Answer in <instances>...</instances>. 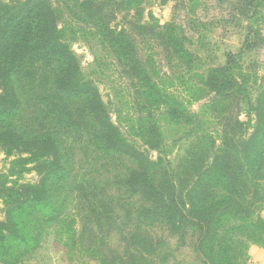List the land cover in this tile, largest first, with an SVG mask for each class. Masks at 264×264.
<instances>
[{"label": "trees", "instance_id": "trees-1", "mask_svg": "<svg viewBox=\"0 0 264 264\" xmlns=\"http://www.w3.org/2000/svg\"><path fill=\"white\" fill-rule=\"evenodd\" d=\"M79 4L118 51L145 114L141 139L160 154L153 159L122 136L98 89L83 77L53 0H0V152L20 155L10 176L32 169L42 175L36 184H0L6 208L0 264H25L24 257L38 249L34 239L17 235L32 207L50 213L43 218L55 225L67 224L65 230L58 226L52 243L56 254L65 251L71 261L157 264L150 261L171 247L156 232L165 228L179 247L194 239L199 263L216 264L217 258L218 264H237L248 242L264 239V215L258 212L264 210V80L244 64L215 66L200 75L201 86L220 97L221 138L217 144L207 129L199 131L172 166L161 152L157 115L167 97L144 69L130 32L113 25L122 2ZM136 28L156 36L167 55L195 62L173 22ZM244 103L249 121L240 118ZM169 113L175 124L190 123L183 110ZM60 183L66 184L61 201L69 198L65 206L72 211L65 220H58L57 190H51ZM163 255L164 262L172 257L169 249Z\"/></svg>", "mask_w": 264, "mask_h": 264}, {"label": "rangeland", "instance_id": "rangeland-1", "mask_svg": "<svg viewBox=\"0 0 264 264\" xmlns=\"http://www.w3.org/2000/svg\"><path fill=\"white\" fill-rule=\"evenodd\" d=\"M79 1L53 0L55 7L60 11L61 27L67 41L80 62L83 77L98 89L122 136L130 144L156 159L160 152L147 148L141 139L139 126L145 114L135 93L133 80L116 56L119 54L118 51L109 46ZM120 1L121 10L117 9L113 25L118 30L126 29L130 32L134 48L143 60L144 69L161 86L167 97L163 107L157 112L163 133L161 152L167 156L169 163L176 167L196 141V133L199 131L207 129L217 144L221 138L222 128L217 103L220 97L216 98L212 89L201 86L200 75H206L208 70L215 66L230 64L235 68L244 64L251 70H257L259 82L264 80V0ZM170 22L174 23L184 47L193 55L194 63H184L167 55L163 43L156 36L148 35L146 31L136 28L141 25L146 28H157ZM240 53L241 56H238ZM252 92L254 95L255 92ZM172 110L185 111L191 117L190 123L175 124L169 113ZM251 115L250 107L244 103L241 120L249 121ZM201 126L203 128H200ZM19 156L16 153L8 157L0 152V184L12 186V183L17 181L32 184L40 182L42 175L33 169L21 177L10 176L11 169L16 172L18 170L14 162ZM29 167H33V164H29ZM65 186V183H60L59 186L51 187V190H57L54 208H57L55 211L58 212V220H65L72 212L65 206L69 198L61 201ZM258 212L264 215V210L259 209ZM5 213L6 208L3 199L0 198L1 219ZM43 214L50 215L46 211L29 208L23 221L27 225L17 234L19 237L34 239L33 245H38L36 251L24 257L25 264H101L89 257L73 256V261L65 259V251L56 254L52 239L57 236L58 226L60 225L58 231L65 230L67 224L62 225L58 221L55 225V222H49L47 217L43 218ZM156 232L171 247L167 245L161 248L158 257L150 262L203 264L201 258V263L198 262L199 258L197 259L198 256L193 251L194 239H188L185 247H179L177 238L170 237L169 230L158 228ZM247 244L245 256H240L237 264H251L250 249L254 246L264 247V239ZM166 249H169L172 257L164 262L163 252ZM214 260L216 264L219 263L217 258Z\"/></svg>", "mask_w": 264, "mask_h": 264}, {"label": "crops", "instance_id": "crops-1", "mask_svg": "<svg viewBox=\"0 0 264 264\" xmlns=\"http://www.w3.org/2000/svg\"><path fill=\"white\" fill-rule=\"evenodd\" d=\"M251 264H264V247L254 246L250 249Z\"/></svg>", "mask_w": 264, "mask_h": 264}]
</instances>
